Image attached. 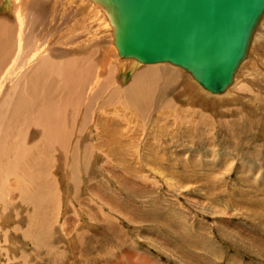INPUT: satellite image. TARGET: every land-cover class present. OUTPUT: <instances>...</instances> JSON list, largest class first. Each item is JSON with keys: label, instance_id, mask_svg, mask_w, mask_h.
I'll return each instance as SVG.
<instances>
[{"label": "rangeland", "instance_id": "obj_1", "mask_svg": "<svg viewBox=\"0 0 264 264\" xmlns=\"http://www.w3.org/2000/svg\"><path fill=\"white\" fill-rule=\"evenodd\" d=\"M43 1L46 5L41 12H25L24 47L32 51L37 45L34 51H38L42 40L47 54L59 50L64 56L58 57L70 61L64 52L71 53L76 41L80 50L70 58L95 52L92 66H99V77L93 76L92 84L79 96L81 101L77 97L79 108L68 112V117L75 118L72 128H67L73 132L52 156L58 175L46 173L44 196L52 202L44 219L41 249L28 237L24 239L39 232H26L15 221L14 182L8 176L9 165L0 164V203H4L0 204V264H264V81L249 75L230 93L233 100L219 102L190 93L195 81H189L180 69L157 64L154 67L164 68L168 75L158 83L161 89L167 88L165 81H172L171 77L178 76V80L170 84L166 98L156 99L149 116L141 118L126 108L122 97L112 100L106 110L108 91L129 86L143 66L133 65L119 75L121 61L111 52L109 31L100 33L96 23L97 31L91 32L89 24L81 23L83 10L69 0ZM13 2L6 1L12 8ZM261 38L254 47V58L260 60L258 69L264 73ZM84 66L86 70L91 64ZM109 76L115 79L107 92H101ZM185 87L188 91L184 92ZM52 97L59 98L56 93ZM167 98L187 110L178 114L166 110ZM12 112L11 108L0 113V157L4 159L8 158L4 155L7 141L19 134L14 132L28 129L12 118ZM38 130L30 128L31 132ZM89 146L94 151L89 163L93 176L83 175V182L80 175L72 180L73 188L76 182L83 187L78 188L77 198L70 193L69 178L61 177L63 167L70 168L65 156L75 147ZM113 148L122 149V154H114ZM52 160L48 158L47 166L53 165ZM82 169H86L84 161ZM90 186L92 192L84 194ZM98 195L113 209L99 201Z\"/></svg>", "mask_w": 264, "mask_h": 264}, {"label": "bare ground", "instance_id": "obj_2", "mask_svg": "<svg viewBox=\"0 0 264 264\" xmlns=\"http://www.w3.org/2000/svg\"><path fill=\"white\" fill-rule=\"evenodd\" d=\"M6 1L7 0H0V113L4 111L7 112L12 108V118L14 116L16 120H20L23 125L28 127V129L26 131H22L21 128L20 130L14 132V134H19L14 140H9L10 142L7 141L8 145L4 147V155H6L8 158L4 159L3 157H0V164L3 167L9 165V167H7L8 176L11 178L12 182H14V186L12 185L14 187V195L11 205L14 208L13 211H15L12 212V214L14 213L15 221L17 223H21L22 226L18 227L25 228L26 232L31 231L32 229H36L39 232L38 234H27L24 239L27 240L28 237V240H31L32 244H34L37 249H41L42 246L40 244L43 243L44 245V225L46 223L44 219L47 217V207L52 202V200H50L47 196H44L46 185L45 176L47 175L46 173L49 172L52 177H55V175H58L59 173L56 167L57 162L52 160V156L59 152L58 144L63 146L66 143L64 141H67L68 136H71V133L73 132L67 130V128H72V126L75 124V118L68 117V112L70 109L76 111V107L79 108L77 97L86 92L87 87L92 84L91 80L93 76L99 77V73L96 74V70L99 66L96 69H94L92 66L95 52H90V54L83 58H70L71 53L73 54L74 52L80 50V48L76 45V41H73V44L75 45L71 46V53H68L69 51L67 50V52H64L65 55L68 54L67 58L70 59V61H67V59H65L66 57H58L60 54L63 55V52L59 50H54L53 52L51 47L50 49L52 51H48L49 54H47V49L44 48L42 40L38 45V47H40L39 50H35V55L33 53L35 52L34 49L37 45L31 49L33 53H31L32 51H27V48L24 47L23 37L21 35V33L23 34L25 31V12H36L37 10L41 12V10L45 9L44 6L46 4L43 0L30 1L29 4V0H14L12 8L10 5H7ZM69 1L74 6L80 7L83 10L81 23L85 24V26L89 24L88 27H90L91 32L94 30L97 31L98 29L100 33L103 31H109V33H111L109 36H112V38L109 46L111 47V52L114 50L117 53H115V55H118L120 58V65H117L119 75H124L123 71L125 68L131 69L130 67L134 64V61L129 60V57L126 55L121 56L119 49L125 42L128 41V39L132 37L134 30H136L140 25L136 9L134 8L135 6H131L135 0ZM53 17L54 14H51L49 17L51 18V20L49 19L50 22H53ZM263 17L264 10L259 16L256 24L251 29L245 44L243 55L235 65L234 70L231 73L230 80L224 85V87L215 91L206 89L189 70L167 61L141 63V66L143 67L139 68L137 73L132 78L129 86H118L117 89H113L112 92H109L107 89L115 79L110 76L106 81L107 86L103 87V85L99 84L101 85V92L104 90L106 92L108 91L109 96L108 100L104 102L103 108L106 110L108 108L110 109L112 105L109 104H113L111 103L113 102L112 100L122 97L124 102L122 105H124L126 108L133 110V112L135 110L137 115L141 118L144 116L146 117L147 114L149 116L152 105L154 106V102L157 101L156 99L163 100V98H166L167 96H165V93H169L168 91L171 89L170 84L173 83L174 85V82L176 83L178 80V76L171 77L170 80L172 81H165L166 84H168L167 88L164 90L163 88L161 89L158 83L161 79H166L168 75L166 76V70L164 68L154 67V65L157 64H171L180 69L181 72L186 74L187 77L189 76V81H195V83H192L193 85H191L193 87L189 88L190 93L194 91L202 98H215L219 102H223L222 100L226 99L233 100L230 93L249 75L255 78H260L264 81V76L259 75L260 73L262 75L264 74L263 72H260V67V70L258 69V61L260 60L254 58L256 55L254 47L259 41L261 42V37L264 36ZM96 23L97 29H94L93 27H95ZM75 25H77V23ZM68 30H71V27H69ZM77 30L79 31L78 28ZM74 32L77 31L74 30ZM61 36H63V34L60 35V37ZM18 37H21L20 40H18ZM47 46L49 47V45ZM28 49L30 50V48ZM44 53L47 56H44ZM89 62L91 66L84 70V64H88ZM91 67L93 68L92 72L90 70ZM105 71L107 72L108 70ZM19 72H21L20 76L14 78ZM122 81L123 79H120L121 83ZM186 90L188 91V89L185 87L182 91L185 92ZM54 93L59 96L58 99L52 97ZM180 95L181 94L176 95L175 97L179 99ZM81 97H79L80 101ZM166 100L164 101L165 105L167 104L164 107L166 110H173L177 114L178 112L187 110L185 107L176 104V102L174 103V98H167ZM179 122L186 123V120H180ZM114 124L116 123L113 122V126ZM34 126L39 129L37 132L30 131V128H33ZM111 126L112 125L108 127L110 129L109 131H111L110 133H112L113 130ZM11 133L12 131L10 134ZM78 143L81 146V141ZM114 143L115 142L113 140V144ZM121 150L113 148V153L116 155L119 153L122 154ZM8 154L11 156H8ZM93 154L94 151L92 152V148L89 146L86 147V149L84 147L83 150L79 147H75L68 156H65V160L68 162L70 168L64 166L62 171L63 175L61 174V177L64 176V178H69L70 181L67 182L71 185L70 193L72 192L71 195L74 197L76 196L78 198V188L82 186H79V183L76 182V185L73 188L72 180L79 175L81 177L83 175L89 177L93 176V174H91L89 165ZM48 158L53 161L52 166H47ZM42 160L43 162L44 160L47 162L43 164ZM123 160L124 156L120 157L119 163L122 164L124 162ZM83 161L84 165L86 166L85 170L82 169ZM1 177L2 175L0 174V183ZM64 178L62 179L64 180ZM62 181H59L57 186L62 183ZM80 181L83 182V177L82 180L80 179ZM67 182L65 181L64 184L67 185ZM87 182L89 184V181ZM82 189L83 187L80 190ZM88 189L89 192L87 190V193H83L87 195L92 192L93 188L90 186ZM98 196L99 197H97V199H99V201L113 209L112 205L106 201L104 197L102 198L103 195ZM3 207L7 206L5 205L2 206V208Z\"/></svg>", "mask_w": 264, "mask_h": 264}, {"label": "water", "instance_id": "obj_3", "mask_svg": "<svg viewBox=\"0 0 264 264\" xmlns=\"http://www.w3.org/2000/svg\"><path fill=\"white\" fill-rule=\"evenodd\" d=\"M133 5L140 25L120 55L133 65H179L211 91L230 80L264 10V0H135Z\"/></svg>", "mask_w": 264, "mask_h": 264}]
</instances>
